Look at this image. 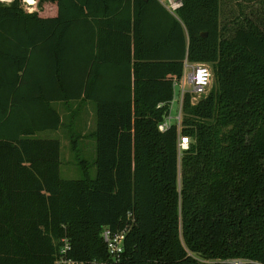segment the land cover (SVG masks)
Listing matches in <instances>:
<instances>
[{
    "label": "trees",
    "instance_id": "1",
    "mask_svg": "<svg viewBox=\"0 0 264 264\" xmlns=\"http://www.w3.org/2000/svg\"><path fill=\"white\" fill-rule=\"evenodd\" d=\"M43 1L57 2L56 17L0 2V264H55L63 239L79 264H264L263 18L240 5L226 21L232 0H178L173 11L159 0ZM39 53L59 92L50 100L95 103V158L78 162V179L60 177V141L36 136L66 126L78 150L75 124L56 110L46 108L50 124L33 118ZM185 59L209 65L214 84L195 103L187 92L180 128L160 131ZM104 228H126L118 259Z\"/></svg>",
    "mask_w": 264,
    "mask_h": 264
},
{
    "label": "crops",
    "instance_id": "2",
    "mask_svg": "<svg viewBox=\"0 0 264 264\" xmlns=\"http://www.w3.org/2000/svg\"><path fill=\"white\" fill-rule=\"evenodd\" d=\"M159 1L163 3L161 0ZM39 2L40 0H23V8L28 13L37 11L39 16L42 18H53L57 16L59 11L57 2L43 1L40 3V5ZM8 3L10 2H7L5 4ZM166 8L168 7L166 6ZM169 10L171 11V9ZM37 58L38 59L35 62L34 69L32 71V92L35 97L34 101L31 103V106L33 107V118L34 116L36 118H40L39 116L47 117L48 118L47 122L50 124L51 120L53 121V118H51L46 108H53L54 110L57 111L60 120H62V122L65 123V125L67 124L69 127L72 128L73 124H75L76 130L80 133L81 119H83V123L84 121H86L85 120L86 117H84V115L85 112L88 110V108L91 109L90 111L93 118V111L95 115V103L90 100H81V99L70 100L69 102L61 101V100L60 101L50 100V97L55 98L59 94V92H57V90L54 89L55 83L51 78V58L49 55L47 56L45 53L44 54L39 53ZM73 111L74 112L76 111V114H73ZM67 129L68 128H66V126H60L57 129L48 128L37 132L36 136L40 138L56 139L55 137L59 134V132H61L64 134L65 138L69 142V139L67 137V132H68ZM91 131L92 130L89 131L87 137L90 136ZM60 136L62 137V134H60Z\"/></svg>",
    "mask_w": 264,
    "mask_h": 264
},
{
    "label": "built area",
    "instance_id": "3",
    "mask_svg": "<svg viewBox=\"0 0 264 264\" xmlns=\"http://www.w3.org/2000/svg\"><path fill=\"white\" fill-rule=\"evenodd\" d=\"M12 0H0L1 3L11 2ZM172 2V0H168ZM179 2L175 6H178ZM212 79L211 69L206 63H190L186 59L184 61L183 75L180 80L174 82L175 89L179 87L178 94L175 93L173 100L170 103L168 114L163 121L158 124V129L164 131L169 128L172 123H176L180 128L181 123V109L185 94L190 92L192 98H201L206 93ZM185 84L190 85L189 89H185ZM178 102V107L175 109L174 103ZM192 101V100H191ZM194 103V102H193ZM189 145V138L180 135L178 138V149H187ZM126 228L119 231H112L109 228H104L102 231V238L106 244L107 250L111 256L118 259L123 251V241L125 238ZM63 245L60 247V256L56 259L55 264H79L77 261L65 257L66 251L69 249V243L63 239ZM95 264V263H93Z\"/></svg>",
    "mask_w": 264,
    "mask_h": 264
},
{
    "label": "rangeland",
    "instance_id": "4",
    "mask_svg": "<svg viewBox=\"0 0 264 264\" xmlns=\"http://www.w3.org/2000/svg\"><path fill=\"white\" fill-rule=\"evenodd\" d=\"M171 11H173L177 6V0H172V2L168 0H161ZM243 5L244 11L248 15L254 19L256 16L263 18L264 20V0L260 2L254 3H243L238 1H230L225 6V9L222 12L223 17H225L226 21L233 19L237 16L239 11V6ZM209 67V65H208ZM210 68V67H209ZM213 78L211 79L209 87L206 89L205 95L209 92L211 87L213 86ZM190 85L185 84V89H189ZM176 90L179 92V87H176ZM192 102H197L199 98H192ZM175 109L178 107V102L174 103ZM91 109L85 112L84 117L86 121L83 123V119H81V132L79 133V140H77L78 150L73 151L70 148L68 140L65 138L64 134L59 132V134L55 137L60 141V177L63 179H78L83 176L82 168L80 167V161L87 160L88 162H92L95 158V140L92 136L87 137L90 130H94L95 128V115L93 111V118L91 114ZM93 119V122H92ZM62 134V137L60 136ZM88 174L93 177L95 175V166L94 164H90L87 167Z\"/></svg>",
    "mask_w": 264,
    "mask_h": 264
},
{
    "label": "water",
    "instance_id": "5",
    "mask_svg": "<svg viewBox=\"0 0 264 264\" xmlns=\"http://www.w3.org/2000/svg\"><path fill=\"white\" fill-rule=\"evenodd\" d=\"M205 34V33H204Z\"/></svg>",
    "mask_w": 264,
    "mask_h": 264
}]
</instances>
